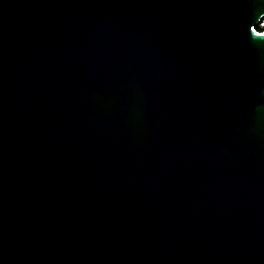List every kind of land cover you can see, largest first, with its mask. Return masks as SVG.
Returning <instances> with one entry per match:
<instances>
[{
  "label": "water",
  "instance_id": "95a60500",
  "mask_svg": "<svg viewBox=\"0 0 264 264\" xmlns=\"http://www.w3.org/2000/svg\"><path fill=\"white\" fill-rule=\"evenodd\" d=\"M264 0H0V264H264Z\"/></svg>",
  "mask_w": 264,
  "mask_h": 264
},
{
  "label": "trees",
  "instance_id": "16d2710c",
  "mask_svg": "<svg viewBox=\"0 0 264 264\" xmlns=\"http://www.w3.org/2000/svg\"><path fill=\"white\" fill-rule=\"evenodd\" d=\"M255 29L259 32H264V17L261 21L255 26Z\"/></svg>",
  "mask_w": 264,
  "mask_h": 264
}]
</instances>
